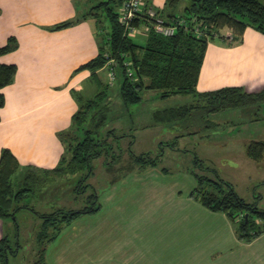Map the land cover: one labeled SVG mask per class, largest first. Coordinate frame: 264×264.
<instances>
[{
  "label": "crops",
  "instance_id": "0c3cea01",
  "mask_svg": "<svg viewBox=\"0 0 264 264\" xmlns=\"http://www.w3.org/2000/svg\"><path fill=\"white\" fill-rule=\"evenodd\" d=\"M145 1L156 10L166 2ZM93 3L0 0V47L10 37L18 41L17 50L0 56V64L18 68L14 83L2 90L0 160L9 149L21 166L59 164L60 133L70 129L79 108L73 91L84 97L98 91L91 72L79 71L99 55L106 29L103 17L99 24L87 16L98 4ZM71 20L76 23L68 28L50 30ZM224 87L264 89L263 34L248 28L241 42L209 43L197 89ZM145 125L139 129L158 126ZM168 174L157 167L137 168L111 183L100 198L101 211L68 227L62 245L47 254L48 264H264V234L248 243L239 240L227 215L191 197L197 186L193 177ZM4 232L0 220V241Z\"/></svg>",
  "mask_w": 264,
  "mask_h": 264
},
{
  "label": "trees",
  "instance_id": "16d2710c",
  "mask_svg": "<svg viewBox=\"0 0 264 264\" xmlns=\"http://www.w3.org/2000/svg\"><path fill=\"white\" fill-rule=\"evenodd\" d=\"M120 3L121 0L102 1L87 14L99 24L102 23L101 17L108 21V27L104 29L105 33L101 37L99 55L79 68V71L91 72V80L97 84L98 91L91 97H84L73 91L79 108L73 115L70 129L60 133L64 154L59 164L53 169L21 166L9 149L2 151L0 220L4 227L6 222L13 221L15 231L12 236L7 231L4 232L0 241V264H11L10 258L18 257L20 252L17 214L21 210L30 209L40 221L36 233L37 259L34 264H48V246L76 220L101 211L99 192L89 182L95 174V160L104 158L105 169L113 175L111 183L137 168L157 167L160 163L164 154L162 152L156 157L149 153H132L134 135L133 140L126 146L129 159L126 163L122 162L125 150L119 142L130 135H119L115 127L108 129L113 121L110 118V84H105L100 79V72L110 64H115L116 76L119 74L121 77L120 95L126 107L142 103L143 92L147 90L159 92L163 100L177 95L192 97L191 101L178 107L154 111L153 125H185L198 133L202 128L219 126L211 122L203 126L204 119H209L212 115L236 109L249 112L264 104V89L254 93L247 92L243 87H224L208 92H199L197 89L209 43L215 40L227 42L229 45L241 42L248 28L264 35V0H166L165 6L157 10V14L169 23H179L176 34L165 37L150 29L145 45L135 43L134 38L126 35L118 20ZM84 18L86 17L82 19ZM147 20L143 15L135 20V24H147ZM75 23L76 20L66 21L50 30H62ZM17 48V39L10 37L7 44L0 47V56ZM125 62L132 63L133 77L128 75ZM17 71L15 64H0V109L6 104L2 90L14 83ZM181 136H176L174 142L167 146L175 149ZM246 153L252 161L262 162L264 141L251 142ZM195 163L197 169L203 173L193 171L197 186L191 197L208 210L227 215L239 240L248 243L263 235L264 209L259 207V202H246L231 183L205 174L210 169L204 167L205 163L201 159L196 157ZM72 176L78 178L73 189L74 194L84 202L80 209L53 207L51 212L39 213L22 204L25 199L35 196L39 191L42 194V191L47 190V181L56 184L57 179Z\"/></svg>",
  "mask_w": 264,
  "mask_h": 264
},
{
  "label": "rangeland",
  "instance_id": "374dc122",
  "mask_svg": "<svg viewBox=\"0 0 264 264\" xmlns=\"http://www.w3.org/2000/svg\"><path fill=\"white\" fill-rule=\"evenodd\" d=\"M101 0H95L96 4ZM103 25L108 27V21L103 18ZM143 30V29H142ZM134 42L139 45H145L147 33L141 32L133 37ZM115 64L109 65L108 68L100 72V79L105 84H110L109 99L114 107L111 111L110 118H113L108 129L116 128L119 135L128 134L119 142L123 146L122 162H127L129 152L126 146L133 140L134 135L137 141L133 144L131 150L134 155L149 153L156 157L161 152L164 153L157 168L166 169L168 176H175L177 173H184L193 176V171L198 173L195 159L198 157L205 164L204 167L210 169L204 173L212 178H220L229 182L235 188L237 194L248 203L259 202V207L264 209V160L256 163L248 158L247 147L253 141H264V104L261 108H253L250 112L243 109L227 110L219 112L204 119V127L209 122L218 124L214 128H202L198 133L191 131L190 127L181 125L178 127L155 126L145 130V123H152L153 112L160 109L178 107L186 104L192 98L191 96L177 95L166 100L161 99L157 91L143 92V102L126 107L120 95L121 77L117 74L114 81L109 79V70ZM143 124V125H142ZM138 128V129H137ZM141 128V129H139ZM182 135V136H181ZM176 136L179 138L178 146L172 149L171 145ZM104 158L94 161L95 174L89 182L96 187L101 198L104 191L111 184L113 175L104 167ZM123 164V163H122ZM164 172V171H163ZM167 175V174H166ZM78 178L72 176L56 180V184L49 183L48 188L35 196H31L22 204H25L39 213L51 212L55 209H80L83 206V199L76 198L74 186ZM188 184V183H187ZM56 185V187L54 186ZM189 185V184H188ZM46 192V193H45ZM262 199L259 200V197ZM55 203V205H54ZM101 203V200H100ZM83 216L80 220L85 219ZM76 220L70 227L74 226ZM19 223V237L21 249L18 257L10 258L11 264H34L36 261V233L40 221L30 209H23L17 214ZM8 221L5 224V231L11 236L14 234L15 227ZM72 229V228H71ZM62 236L48 246L47 254L56 250L62 245ZM71 231V230H69ZM14 240L13 238L11 239Z\"/></svg>",
  "mask_w": 264,
  "mask_h": 264
},
{
  "label": "built area",
  "instance_id": "2783aa9c",
  "mask_svg": "<svg viewBox=\"0 0 264 264\" xmlns=\"http://www.w3.org/2000/svg\"><path fill=\"white\" fill-rule=\"evenodd\" d=\"M118 20L121 26L124 27L126 35L133 38L139 33L150 31L153 29L155 33L165 37H172L176 34L179 23H169L164 18L157 14V10L149 5L145 0H121L118 7ZM147 17V24L136 25L135 20L142 16ZM143 29V30H142ZM112 64H110L111 66ZM127 73L133 77L134 70L131 62H125ZM109 79L114 81L116 78L115 69L113 67L109 70Z\"/></svg>",
  "mask_w": 264,
  "mask_h": 264
}]
</instances>
